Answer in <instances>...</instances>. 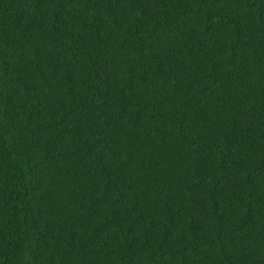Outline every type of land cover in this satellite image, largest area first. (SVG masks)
I'll return each instance as SVG.
<instances>
[{
    "label": "trees",
    "instance_id": "trees-1",
    "mask_svg": "<svg viewBox=\"0 0 264 264\" xmlns=\"http://www.w3.org/2000/svg\"><path fill=\"white\" fill-rule=\"evenodd\" d=\"M0 264H264V0H0Z\"/></svg>",
    "mask_w": 264,
    "mask_h": 264
}]
</instances>
